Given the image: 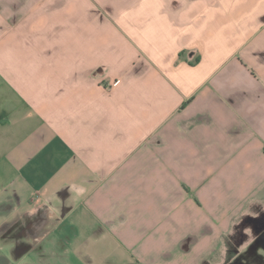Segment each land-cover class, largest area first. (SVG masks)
<instances>
[{"label": "crops", "instance_id": "crops-1", "mask_svg": "<svg viewBox=\"0 0 264 264\" xmlns=\"http://www.w3.org/2000/svg\"><path fill=\"white\" fill-rule=\"evenodd\" d=\"M0 264H264V0H0Z\"/></svg>", "mask_w": 264, "mask_h": 264}, {"label": "clouds", "instance_id": "clouds-1", "mask_svg": "<svg viewBox=\"0 0 264 264\" xmlns=\"http://www.w3.org/2000/svg\"><path fill=\"white\" fill-rule=\"evenodd\" d=\"M73 187H76V186L74 185ZM86 192H87V189L85 187H83V186H80V187L77 188L78 195L83 196V195L86 194Z\"/></svg>", "mask_w": 264, "mask_h": 264}]
</instances>
